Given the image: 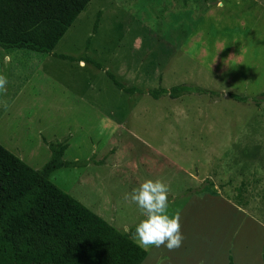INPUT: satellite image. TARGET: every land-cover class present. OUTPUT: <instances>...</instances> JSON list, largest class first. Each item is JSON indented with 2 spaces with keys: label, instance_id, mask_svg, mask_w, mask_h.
I'll return each instance as SVG.
<instances>
[{
  "label": "rangeland",
  "instance_id": "rangeland-1",
  "mask_svg": "<svg viewBox=\"0 0 264 264\" xmlns=\"http://www.w3.org/2000/svg\"><path fill=\"white\" fill-rule=\"evenodd\" d=\"M41 33L0 25V43L46 50L0 45V146L39 170L65 143L74 164L48 179L122 233L144 218L126 194L166 182L185 239L146 249L134 229L141 264H264V0H89L51 48ZM179 84L209 93L146 94Z\"/></svg>",
  "mask_w": 264,
  "mask_h": 264
},
{
  "label": "trees",
  "instance_id": "trees-1",
  "mask_svg": "<svg viewBox=\"0 0 264 264\" xmlns=\"http://www.w3.org/2000/svg\"><path fill=\"white\" fill-rule=\"evenodd\" d=\"M88 1L0 0V25L13 34L25 35L40 34L42 24L48 23L51 30L41 33L36 44L51 48ZM0 45L3 49L46 51L22 43ZM57 58L67 59L63 55ZM89 62L100 69L98 63ZM105 74L117 90L129 95L142 93L137 88L124 87L110 73ZM208 93L186 84L146 92L154 100L165 95L177 99ZM227 97L237 103L247 101L234 93H227ZM261 97L251 101L258 103ZM48 148L49 160L34 170L0 146V264H141L146 252L130 239L135 227L127 233L119 232L48 179L53 171L74 164L61 159L65 143Z\"/></svg>",
  "mask_w": 264,
  "mask_h": 264
},
{
  "label": "clouds",
  "instance_id": "clouds-1",
  "mask_svg": "<svg viewBox=\"0 0 264 264\" xmlns=\"http://www.w3.org/2000/svg\"><path fill=\"white\" fill-rule=\"evenodd\" d=\"M8 78L0 72V94L7 91ZM228 89H224L227 92ZM169 185L161 179H145L125 199L134 203L144 217L135 226L133 238L143 248H161L174 251L183 244L179 212L169 215Z\"/></svg>",
  "mask_w": 264,
  "mask_h": 264
},
{
  "label": "crops",
  "instance_id": "crops-1",
  "mask_svg": "<svg viewBox=\"0 0 264 264\" xmlns=\"http://www.w3.org/2000/svg\"><path fill=\"white\" fill-rule=\"evenodd\" d=\"M79 63H81V62H79ZM98 216V215H97ZM139 246V245H138ZM146 257V256H145ZM145 259V258H144Z\"/></svg>",
  "mask_w": 264,
  "mask_h": 264
}]
</instances>
